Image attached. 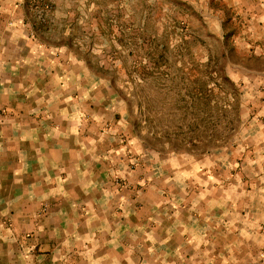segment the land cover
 <instances>
[{
    "label": "clouds",
    "instance_id": "clouds-1",
    "mask_svg": "<svg viewBox=\"0 0 264 264\" xmlns=\"http://www.w3.org/2000/svg\"><path fill=\"white\" fill-rule=\"evenodd\" d=\"M87 3L0 0V99L23 94L27 101L26 117L0 118V264H264V72L236 61L225 45L223 86L239 89L243 115L226 146L201 156L178 132L181 124L187 131L192 116L185 120L169 98L179 91L190 48L200 67L222 71L224 57L219 64L215 58L224 19L208 9L199 28L185 32L168 18L167 4L157 19L160 0L107 2L108 15L123 10L126 24L159 45L166 66L153 75L157 65L138 47L129 56L132 49L115 37L99 35L91 22L97 5ZM251 4H229L246 21L236 38L241 50L251 47L246 37L264 40L258 34L264 33V0L257 15ZM135 45L144 41L137 37ZM138 63L146 71L129 82L122 65ZM116 69L115 85L101 78V70ZM113 86L121 96L105 101L99 90L111 96ZM207 86L219 91L211 79ZM250 104L259 108L255 116ZM170 131L177 133L171 142ZM177 137L187 150L175 144ZM217 169L223 174H214ZM46 239L55 244L50 255L42 254L49 251ZM218 247L226 255H214Z\"/></svg>",
    "mask_w": 264,
    "mask_h": 264
},
{
    "label": "rangeland",
    "instance_id": "rangeland-1",
    "mask_svg": "<svg viewBox=\"0 0 264 264\" xmlns=\"http://www.w3.org/2000/svg\"><path fill=\"white\" fill-rule=\"evenodd\" d=\"M107 2L114 3L115 0H88V3L85 5L86 8H90L92 3H95L97 5V11L91 14V22L94 23L99 29V35L106 37H115L117 42L120 43L122 47L132 49L128 52L129 56L138 55V51L136 50L137 47L139 49V54H142L145 58L151 59V56L154 52H160L159 45L155 40L151 39L150 37H147L144 33H136L132 25L126 24L124 22L123 10H120L117 15H108V13L104 11ZM165 4L170 7L171 11V15L168 18L172 21L174 25L182 26L185 32L196 31L203 22V12L208 9H210L214 14L224 19V25L226 26L225 34H227V37L224 39V43L220 44V52L217 54L215 59L216 62L219 64L221 57H224L225 63L223 68L227 76V58L226 56H224L223 52L225 45L230 51L234 53V59L236 61L244 64L246 67L252 69L255 72H264V51H262L261 55L256 54L257 48L264 50V40H253L251 38L246 37L245 42L251 45V47H249L247 50H241L240 46L237 44L236 38H240L245 33L246 21L243 15H240V13H238L235 8V10H233V8L229 7V0H204L203 4H201V0H160L159 7L155 11L157 19L163 14V7ZM95 35L96 34L93 33V36ZM137 37H139L140 40L144 41V45H135ZM122 39H124V41L120 42L119 40ZM186 39H190V36L186 37ZM218 39L219 38L217 37V40ZM189 52H191L192 59L185 66V68L188 70L189 68H192V62H195L196 55L194 49L192 48L189 49ZM160 56L159 60L164 61V58ZM167 63L170 64L171 61H168ZM137 65H139V63L133 66L132 68H129L126 64L122 66H125V68L131 71L133 74L136 71L135 68H137ZM100 75L101 78L108 79L110 84L113 85H115V82L119 80L117 77L116 70L114 72L109 70H101ZM188 79L191 80V77L187 75H181L178 78L179 82L176 84V88L179 89V91H174L170 98H173L175 96L176 99H181L183 97L187 99V94L189 90ZM183 82L187 84L183 86L187 89L183 90L181 86ZM262 90H264V88H262ZM111 92L115 95V97H119L121 96L122 90L116 86H113L111 88ZM170 98L169 104L171 102ZM231 101L233 102V99L230 100V102ZM263 102L264 98H261L260 104L262 105ZM249 108H251L252 110L251 113H256L257 109H259L258 107H253L251 104L249 105ZM188 111H191V109H189ZM231 113L236 114L237 112L232 111ZM242 115L243 109L240 108V121L234 126L232 132H230V134L228 135L229 138L227 143L222 145V147L226 146L228 142L232 139V135L238 129L239 123L241 122ZM260 119L261 123H264V117H261ZM235 147L236 145L232 146V148ZM232 148L229 150V152L232 150Z\"/></svg>",
    "mask_w": 264,
    "mask_h": 264
},
{
    "label": "trees",
    "instance_id": "trees-1",
    "mask_svg": "<svg viewBox=\"0 0 264 264\" xmlns=\"http://www.w3.org/2000/svg\"><path fill=\"white\" fill-rule=\"evenodd\" d=\"M224 29L226 26L224 25ZM227 34L224 35V39ZM123 42L124 39L119 40ZM161 53L154 52L151 56L152 61L155 62L157 68L154 69L153 75L156 71L164 68L166 65L162 64L157 57ZM160 57L164 58L163 55ZM123 67L124 75L129 77L131 81L132 72ZM134 73H144L146 66L142 64L137 65ZM129 71V72H128ZM117 77L119 79L120 69H116ZM167 75V73H163ZM182 75L191 77L188 79L189 90L187 99L185 97L176 99L175 96L170 98V106L177 112L184 115V119L187 120V114L192 116V120L187 124V131L185 126L181 124L178 128L179 135L184 136L188 144L192 145V149L199 152L200 155L210 153L214 149L221 148L226 144L229 138L230 132H232L234 126L240 121V93L239 89L234 84L229 88H225L224 80L228 77L224 71V68L220 72L209 73L204 68L200 67L196 62H192V68L183 69ZM211 79L216 83V87L219 89L217 92L215 89L210 90L207 86L208 80ZM180 85V84H178ZM187 85L185 82L181 85L183 90L187 89L183 86ZM178 87V86H177ZM229 96L233 97V102L228 99ZM179 97V95H178ZM213 101L215 103L213 104ZM140 110H144V106H139ZM191 109V111H188ZM236 111L237 113H231ZM176 132L170 131L168 133L169 140L176 136ZM176 145L180 146V149L184 148V142L178 137L175 141Z\"/></svg>",
    "mask_w": 264,
    "mask_h": 264
},
{
    "label": "crops",
    "instance_id": "crops-1",
    "mask_svg": "<svg viewBox=\"0 0 264 264\" xmlns=\"http://www.w3.org/2000/svg\"><path fill=\"white\" fill-rule=\"evenodd\" d=\"M229 3H231V0H229ZM258 3V0H252V4H251V8H252V15H257L258 13L256 12L255 10V6L256 4ZM233 10H235L233 8ZM241 15V14H240ZM248 19L250 20L251 19V15L248 17ZM27 22V19L26 21ZM260 28H264V25H260L259 26ZM259 35H264V33H260L258 32ZM248 36L251 37V34L249 33ZM37 39H40L39 36L36 37ZM43 43V41H41ZM71 51V49H70ZM36 83H37V87H40L41 89H43V87L45 86L46 82L41 80L39 78V76L37 75V79H36ZM25 86L27 87V82L25 83ZM100 92V95L102 97H104L105 101H108L110 102L111 99H115V95L111 92V96H109V89H106V88H101L99 90ZM103 102V101H102ZM262 105H264V102L262 103ZM32 107H35V105L33 104ZM259 111V109H257L256 113ZM26 112H27V101L25 100V97L23 94H20L19 96L17 97H13L11 99H0V118H4V117H15L17 118V120L19 121V118L20 117H26ZM256 113H251L252 116H255ZM263 118V117H262ZM28 120H35L37 119L36 117H27ZM42 119V117H41ZM116 120L118 121L119 120V114L117 113L116 114ZM51 123V122H49ZM32 127H35L36 125L35 124H32L31 125ZM5 125H0V128H4ZM7 146V145H6ZM12 147H15V145H13ZM236 148V147H235ZM235 148H232V150L230 151V153L234 152L235 151ZM251 150V149H250ZM231 159L232 160H235L236 163H242V157L240 156H231ZM29 169H28V175L31 176V173L33 171V166L35 165V161L34 160H30L29 161ZM96 168L99 169L100 168V165H96ZM5 172L8 171L7 169V165L5 166V168L3 169ZM223 169H217L214 174H223ZM236 171H239L238 169L233 171L232 172V175H235L236 174ZM53 175V178L55 179V173L53 172L52 173ZM11 173L9 172L8 173V176H7V180L5 181V186L7 187L10 183H11ZM103 178V177H102ZM245 182L247 183V177H245ZM249 191L251 190L250 188L248 189ZM16 194H19V192H17ZM59 202H57L58 204ZM56 206V205H54ZM139 207V206H138ZM243 214V213H242ZM134 221L135 222H139L138 219L134 218ZM11 222L9 221V224ZM64 225L61 224V227H63ZM47 231V229H46ZM44 246L49 250L45 253H42L43 255H50L51 254V249L55 247V244L50 241V240H45L44 242ZM37 252H40V248L38 247L37 248ZM192 252L190 251L189 253V256H188V259L190 260L191 259V256H192ZM214 255H217V256H220V255H226L223 248L222 247H218L217 248V251L216 253H214ZM218 264H222V261H218Z\"/></svg>",
    "mask_w": 264,
    "mask_h": 264
}]
</instances>
